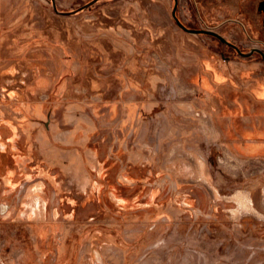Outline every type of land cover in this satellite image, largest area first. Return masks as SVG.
Wrapping results in <instances>:
<instances>
[{
	"label": "rangeland",
	"instance_id": "rangeland-1",
	"mask_svg": "<svg viewBox=\"0 0 264 264\" xmlns=\"http://www.w3.org/2000/svg\"><path fill=\"white\" fill-rule=\"evenodd\" d=\"M260 1L176 15L264 53ZM172 6L0 0V264H264V59Z\"/></svg>",
	"mask_w": 264,
	"mask_h": 264
},
{
	"label": "water",
	"instance_id": "water-1",
	"mask_svg": "<svg viewBox=\"0 0 264 264\" xmlns=\"http://www.w3.org/2000/svg\"><path fill=\"white\" fill-rule=\"evenodd\" d=\"M97 0H90L88 2H86L85 4L81 5L80 7H78L77 9H74V10H70V11H59L56 7H55V4L52 0V7H53V10L57 13H61V14H73L77 11H80L84 8H86L87 6L91 5L92 3L96 2ZM177 1L178 0H173V6H172V9H171V16L175 22V24L180 27L181 29L187 31V32H190V33H204V34H209V35H212L214 37H216L219 41L225 43V44H228L230 46H232L236 52L240 55H243V56H249L250 54H252L253 52H258L261 57L264 59V53L263 51H261L260 49L258 48H252L250 49L248 52H242L235 44L231 43L230 41H228L227 39H225L223 36H221L219 33H217L216 31H213V30H209V29H193V28H188L186 27L182 22L181 20L178 18V16L176 15V8H177ZM263 5V9H264V2L262 3Z\"/></svg>",
	"mask_w": 264,
	"mask_h": 264
},
{
	"label": "flooded vegetation",
	"instance_id": "flooded-vegetation-1",
	"mask_svg": "<svg viewBox=\"0 0 264 264\" xmlns=\"http://www.w3.org/2000/svg\"><path fill=\"white\" fill-rule=\"evenodd\" d=\"M264 2V0H262V1H260L259 2V4H258V10L259 11H264V9H263V5H262V3ZM186 26V25H185ZM187 27V26H186ZM180 28V27H179ZM188 28H190V27H188ZM194 29V28H193ZM185 31V30H184ZM190 33V32H189ZM221 42V41H220ZM226 45H228V44H226ZM228 46H230V45H228ZM231 48H233L232 46H230ZM234 49V48H233ZM235 50V49H234ZM236 51V50H235Z\"/></svg>",
	"mask_w": 264,
	"mask_h": 264
}]
</instances>
